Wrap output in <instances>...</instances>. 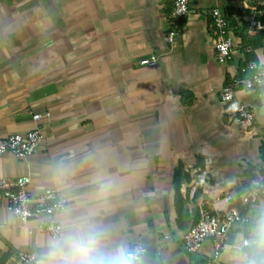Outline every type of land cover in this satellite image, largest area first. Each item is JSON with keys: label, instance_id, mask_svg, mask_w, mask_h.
Returning a JSON list of instances; mask_svg holds the SVG:
<instances>
[{"label": "crops", "instance_id": "crops-1", "mask_svg": "<svg viewBox=\"0 0 264 264\" xmlns=\"http://www.w3.org/2000/svg\"><path fill=\"white\" fill-rule=\"evenodd\" d=\"M227 7L236 10L229 24L239 53L220 64L211 12ZM172 8L173 0H0V135L42 134L33 156H0V177H31L33 197L61 191L69 206L60 224L65 213H95L112 229L110 244L147 248L138 264L205 262L211 241L190 255L185 233L203 210L243 211L251 222L232 230L220 264H235L238 247L264 264L241 247L264 217V194L242 205L264 173V87L237 94L255 109L251 128L219 97L242 77L245 29L264 0H190L178 25ZM251 50L264 65V47ZM49 239L39 221L23 225L0 200V264H22L23 253L43 264Z\"/></svg>", "mask_w": 264, "mask_h": 264}, {"label": "built area", "instance_id": "built-area-1", "mask_svg": "<svg viewBox=\"0 0 264 264\" xmlns=\"http://www.w3.org/2000/svg\"><path fill=\"white\" fill-rule=\"evenodd\" d=\"M259 2L261 0H258ZM190 12V0H173V8L169 15L174 25L181 23ZM211 35L214 39L216 60L220 64L231 62L239 53L234 36L231 33L228 18L222 10L214 9L211 12ZM246 34L248 37L257 32H264V24L253 16L248 21ZM178 32L174 29L166 35V43L173 45L177 41ZM249 53L250 50L246 49ZM157 60H151L149 65H157ZM242 77L234 78L220 91L221 103L227 113L240 125L251 128L255 123V109L250 104L238 99L241 90H259L264 87V65L258 61H245L241 69ZM40 115H34V120L39 122ZM42 134L40 129H35L26 134H15L10 137L0 135V156L13 155L19 159L33 156L40 145ZM264 148V135L261 137ZM32 179L29 176L18 178L0 177V200L6 203L7 210L13 214L23 225L30 221H39L40 229L51 238L56 236L61 224L59 217L69 206V199L57 189H47L38 197H33L30 192ZM264 194V173L258 174L248 183V188L242 198L243 208L256 205ZM251 217L243 211L224 214L213 213L208 210L201 212V217L196 225L191 227L184 235L183 245L190 255L199 254L206 243L211 241L213 256L205 262L196 264H220L221 256L229 245L232 230L238 225H249ZM245 240L243 244L247 243ZM130 250L138 252V262H142L147 254V248L141 244L134 245ZM22 264H42L34 253H23L20 256Z\"/></svg>", "mask_w": 264, "mask_h": 264}, {"label": "clouds", "instance_id": "clouds-1", "mask_svg": "<svg viewBox=\"0 0 264 264\" xmlns=\"http://www.w3.org/2000/svg\"><path fill=\"white\" fill-rule=\"evenodd\" d=\"M108 186H102V192ZM95 213L73 217L65 213L59 233L49 239L43 264H138V252L125 245H112V229L95 218ZM243 248H251L255 257L264 258V217L257 220ZM235 264H258L238 247Z\"/></svg>", "mask_w": 264, "mask_h": 264}, {"label": "trees", "instance_id": "trees-1", "mask_svg": "<svg viewBox=\"0 0 264 264\" xmlns=\"http://www.w3.org/2000/svg\"><path fill=\"white\" fill-rule=\"evenodd\" d=\"M263 11V15L261 17H257L258 20H260L263 24H264V8H262ZM223 13L225 14V16L228 18L229 22L232 20L233 16L236 14V10L233 7H227L223 10ZM247 29H245L246 31ZM245 41V47L246 49H249L250 52L247 53V58L246 61H251V60H255L254 56L251 54V48L252 49H256L258 47H264V33H260L255 35L252 38H248L246 37L244 39ZM176 186H179V183L176 182Z\"/></svg>", "mask_w": 264, "mask_h": 264}]
</instances>
